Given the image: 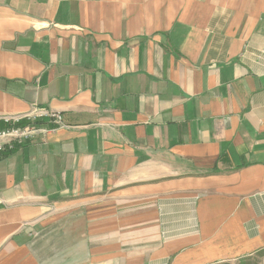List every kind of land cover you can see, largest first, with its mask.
Instances as JSON below:
<instances>
[{
    "label": "crops",
    "instance_id": "0c3cea01",
    "mask_svg": "<svg viewBox=\"0 0 264 264\" xmlns=\"http://www.w3.org/2000/svg\"><path fill=\"white\" fill-rule=\"evenodd\" d=\"M33 104L66 126L0 161V264L264 254V0H0Z\"/></svg>",
    "mask_w": 264,
    "mask_h": 264
},
{
    "label": "built area",
    "instance_id": "2783aa9c",
    "mask_svg": "<svg viewBox=\"0 0 264 264\" xmlns=\"http://www.w3.org/2000/svg\"><path fill=\"white\" fill-rule=\"evenodd\" d=\"M66 126L62 114L33 104L26 111L0 114V161L8 152L44 138Z\"/></svg>",
    "mask_w": 264,
    "mask_h": 264
},
{
    "label": "rangeland",
    "instance_id": "374dc122",
    "mask_svg": "<svg viewBox=\"0 0 264 264\" xmlns=\"http://www.w3.org/2000/svg\"><path fill=\"white\" fill-rule=\"evenodd\" d=\"M245 260V261H244ZM242 262H229L225 264H263L264 254L254 255L252 257L245 258Z\"/></svg>",
    "mask_w": 264,
    "mask_h": 264
}]
</instances>
